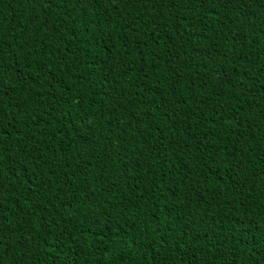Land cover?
I'll list each match as a JSON object with an SVG mask.
<instances>
[{
    "label": "trees",
    "instance_id": "trees-1",
    "mask_svg": "<svg viewBox=\"0 0 264 264\" xmlns=\"http://www.w3.org/2000/svg\"><path fill=\"white\" fill-rule=\"evenodd\" d=\"M0 264H264V0H0Z\"/></svg>",
    "mask_w": 264,
    "mask_h": 264
}]
</instances>
